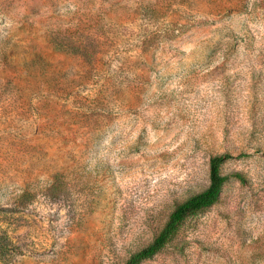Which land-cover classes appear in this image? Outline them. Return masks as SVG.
<instances>
[{"label": "rangeland", "instance_id": "374dc122", "mask_svg": "<svg viewBox=\"0 0 264 264\" xmlns=\"http://www.w3.org/2000/svg\"><path fill=\"white\" fill-rule=\"evenodd\" d=\"M220 155L140 264H264V0H0V264H123Z\"/></svg>", "mask_w": 264, "mask_h": 264}, {"label": "trees", "instance_id": "16d2710c", "mask_svg": "<svg viewBox=\"0 0 264 264\" xmlns=\"http://www.w3.org/2000/svg\"><path fill=\"white\" fill-rule=\"evenodd\" d=\"M227 158H229L227 155H220L210 159L208 187L202 192L193 194L177 203L169 214L165 225L156 234L152 242L131 254L123 264H140L142 261L150 259L170 243L188 218L209 208L218 201L223 185L228 178L221 174L220 166ZM59 176H55L47 187L51 196H58L64 188L60 184Z\"/></svg>", "mask_w": 264, "mask_h": 264}]
</instances>
